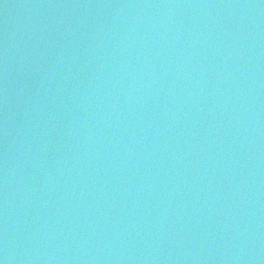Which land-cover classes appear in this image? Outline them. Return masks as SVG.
Wrapping results in <instances>:
<instances>
[{
	"label": "water",
	"instance_id": "1",
	"mask_svg": "<svg viewBox=\"0 0 264 264\" xmlns=\"http://www.w3.org/2000/svg\"><path fill=\"white\" fill-rule=\"evenodd\" d=\"M0 264H264V0H0Z\"/></svg>",
	"mask_w": 264,
	"mask_h": 264
}]
</instances>
